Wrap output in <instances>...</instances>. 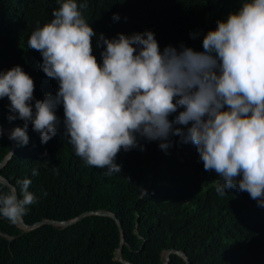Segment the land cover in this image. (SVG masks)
Instances as JSON below:
<instances>
[{
  "label": "trees",
  "instance_id": "obj_1",
  "mask_svg": "<svg viewBox=\"0 0 264 264\" xmlns=\"http://www.w3.org/2000/svg\"><path fill=\"white\" fill-rule=\"evenodd\" d=\"M59 2L0 0V73L18 65L33 79V111L36 100L57 93L59 82L42 71V55L28 47V40L35 28L51 22ZM242 2L77 0L87 4L81 11L96 33L92 54L101 65L106 47L102 42L97 47L101 34L113 39L152 31L161 52L169 45L202 52L204 36ZM9 105L7 97L0 98V164L12 153L0 174L18 193L16 181L31 180L29 191L37 202L22 218L26 225L53 223L28 229L0 217V264H126L116 259L123 238L117 219L125 230L122 259L130 264H164L166 253L167 264H264V207L238 187L217 193L220 178L204 170L194 144L172 136V146L164 151L159 141L138 137L145 150L121 149L115 158L121 172L106 175L107 169L86 166L75 155L64 135L62 104L56 109V135L41 143L29 122L27 145L6 133L24 124L9 120L14 115ZM33 169L39 174L33 176ZM0 191L8 188L0 185ZM101 211L117 219L95 213ZM85 213L71 225L62 224Z\"/></svg>",
  "mask_w": 264,
  "mask_h": 264
},
{
  "label": "clouds",
  "instance_id": "obj_2",
  "mask_svg": "<svg viewBox=\"0 0 264 264\" xmlns=\"http://www.w3.org/2000/svg\"><path fill=\"white\" fill-rule=\"evenodd\" d=\"M86 7L60 0L51 22L30 35L28 47L41 53L42 71L59 82L55 95L35 101V111L33 79L18 65L0 73V98L9 99L14 114L9 120L24 121L10 138L27 145L30 122L46 144L57 133L62 104L64 135L86 166L118 174L121 149L145 150L138 137L159 141L167 151L176 136L194 144L204 170L223 181L216 183L217 193L238 187L264 207V0H243L217 21L203 38L202 52L183 45L161 52L152 31L113 39L101 34L102 65L92 54L96 33L82 14ZM16 184L19 193L0 180L8 188L0 191V217L11 224L37 202L30 179Z\"/></svg>",
  "mask_w": 264,
  "mask_h": 264
},
{
  "label": "water",
  "instance_id": "obj_3",
  "mask_svg": "<svg viewBox=\"0 0 264 264\" xmlns=\"http://www.w3.org/2000/svg\"><path fill=\"white\" fill-rule=\"evenodd\" d=\"M6 133H8L9 135H11L10 131H8V130L6 131ZM11 156H12V153H11L8 157H6V159L4 160V162H2V163L0 164V171H1L2 167L6 164V162L11 158ZM0 180L5 181L8 185H10V187H12V184H10L9 181H8L6 178L2 177L1 174H0ZM95 213L104 214V215H110V216L114 217L115 219H117L116 215L111 214V213H108V212L101 211V212H95ZM86 214H87V213L82 214V215H80V216H79L78 218H76V219H73V220H70V221L62 222V224H64V225H71L72 223H74V222L80 220L81 218H83ZM20 222H21V224H22L24 227H26V228H28V229H32V228H34V227H36V226H38V225H41V224H43V223H45V222L53 223V221H50V220H44V221H41L40 223H37V224H35V225H33V226H28V225L25 224V222H24L23 219H22ZM117 222H118L119 225H120V228H121V231H122V237H123V238H122V243H121V245H120V247H119V249H118L116 259H117V260H120V261H123V262H125L126 264H130L129 262H126V261H124V260L122 259V249H123V243H124V239H125V230H124V228L122 227V223H121V221L117 219ZM180 254H181L183 257H185V258L187 259V261L189 262L188 257H187V255H186L185 253H180ZM169 260H170V257H169V253H168V255H167V257H166V261H165L164 264H167V263L169 262Z\"/></svg>",
  "mask_w": 264,
  "mask_h": 264
},
{
  "label": "rangeland",
  "instance_id": "obj_4",
  "mask_svg": "<svg viewBox=\"0 0 264 264\" xmlns=\"http://www.w3.org/2000/svg\"><path fill=\"white\" fill-rule=\"evenodd\" d=\"M168 253L165 254V258L167 257Z\"/></svg>",
  "mask_w": 264,
  "mask_h": 264
}]
</instances>
